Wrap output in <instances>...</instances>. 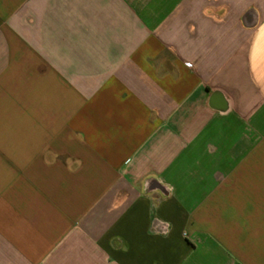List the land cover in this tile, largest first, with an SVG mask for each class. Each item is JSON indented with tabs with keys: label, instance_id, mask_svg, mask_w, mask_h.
Instances as JSON below:
<instances>
[{
	"label": "crops",
	"instance_id": "obj_1",
	"mask_svg": "<svg viewBox=\"0 0 264 264\" xmlns=\"http://www.w3.org/2000/svg\"><path fill=\"white\" fill-rule=\"evenodd\" d=\"M0 264H264V0H0Z\"/></svg>",
	"mask_w": 264,
	"mask_h": 264
}]
</instances>
